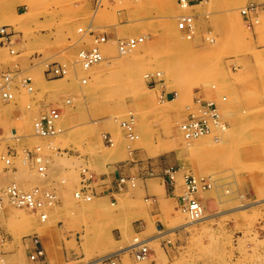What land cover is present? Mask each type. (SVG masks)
<instances>
[{"label": "rangeland", "instance_id": "374dc122", "mask_svg": "<svg viewBox=\"0 0 264 264\" xmlns=\"http://www.w3.org/2000/svg\"><path fill=\"white\" fill-rule=\"evenodd\" d=\"M252 4L257 13L248 15V24L242 10ZM122 9L129 11L128 23L119 20ZM181 16L191 18L190 37L178 27ZM90 24L98 34L113 32L102 46L104 59L87 71L71 67L65 78L47 82L42 73L46 62L71 66L77 52L92 45V36L79 31ZM2 25L13 34L12 47L4 45L5 57L19 61L21 77L32 80V91L16 81L9 101L30 110L35 93L40 98L49 92L60 102L47 111L64 109L56 124L61 131L52 136L34 134V117L22 119L28 123L25 130L17 122L18 135L26 136L16 158L0 155L2 185L15 182L30 190L37 184L26 159V152L37 148L40 156L55 160L47 172L58 182L79 178L92 164L78 161L77 155L101 154L110 144L106 131L113 140L111 150L125 157L137 150L145 159L163 155L174 169L182 167L181 175L205 177L211 185L198 193L209 216L202 221L190 220L175 202L164 204L166 219H145L147 226L143 220L126 223L128 244L135 237L157 235L149 244L143 242L145 258L135 251L114 256L112 213L96 215L93 198L81 206H46L44 220L40 213L6 201L0 216L5 264H33L27 248L34 236L47 237L55 256L61 241L75 246L74 257L53 264H85L107 255L99 264H113L118 257L123 264H264V0H103L97 10L92 0H0ZM139 37L143 41L132 51L119 52L117 39ZM197 98L215 103L227 127L213 125L209 134L189 140L197 139L190 145L180 125L197 112ZM7 121L0 125H12ZM131 121L133 137L123 125ZM6 136L13 138L9 127ZM58 165L61 171L55 169ZM185 191L186 185L180 195ZM138 198L133 212L139 213L151 199Z\"/></svg>", "mask_w": 264, "mask_h": 264}, {"label": "crops", "instance_id": "0c3cea01", "mask_svg": "<svg viewBox=\"0 0 264 264\" xmlns=\"http://www.w3.org/2000/svg\"><path fill=\"white\" fill-rule=\"evenodd\" d=\"M119 15V20L121 22H129L130 17L127 9H122ZM110 34H113V32H110ZM4 48L5 46L0 44V74L2 75L9 71L22 72L23 68L19 66V61L15 59L10 60V58L5 57ZM30 64L31 66L36 65L33 60H31ZM38 64L44 66L41 60L38 61ZM44 70L45 66L43 67L42 73L45 79H47V82H50L45 76ZM30 99L36 100L34 107L30 110L23 109L19 102H10L6 99L3 100V98L0 100V120L8 119L7 123L9 122L12 124L0 125V155H2V157L3 155L12 156L13 158L18 156V145L22 143L23 137L26 135H18V128L16 127L17 122H22L23 130H25L28 127V123L22 120L24 117L27 118L29 122L34 117L33 121H35L37 119L36 116L40 117L47 111L48 107L54 106L55 104L57 105V103L60 102V100L57 102L53 101L49 92H45L40 98H38L35 93ZM56 108L59 107L56 106ZM59 111L60 113L64 111L63 107H60ZM6 127H9L13 134V138L9 139L6 136ZM106 134L111 135L110 131H106ZM111 146L112 144L106 145L105 150L97 157L90 154H79L77 157L80 158L78 161H82L87 165L92 164L90 168L85 167L84 169L90 171L93 178L90 191L93 194L92 206L97 210L95 211L96 215L103 217L107 216V212L112 213L109 216L113 220L111 229L113 243L111 250L115 254L114 256H116L123 254L122 252L129 247L124 234L127 222L134 225L136 221L143 220L144 226H147L148 223L144 221L145 219H151L157 215L166 219L164 210L167 208H165L164 204H173L175 202L180 204V197L182 195H180L179 192L185 190V183L182 179V177L184 178L185 172L181 175L180 171H182V167L174 169L175 167L173 165H168L163 155L154 159H145L142 158L139 151L135 150L133 153L129 154L128 157H125L122 151L118 149L111 150ZM29 161L33 172V180L31 181L37 183L35 186H40L44 190L48 189L50 192H53L57 197L56 203L60 206L63 207L67 202L77 203L80 206L85 203L83 202L84 200L77 198L78 201L75 202L73 199V192L75 191V195L76 191L81 187V173L79 174V178L73 175L69 180L58 182L47 172L48 168H50L49 163H54L55 161L53 158L48 157L46 154L42 156V163L46 166L45 176H38L37 174L39 172L35 169V164L32 163L31 160ZM59 167L60 165L55 167V169L57 168L60 170ZM68 169L70 168L66 167L67 171ZM171 169L174 170L172 174L170 171ZM17 170L18 167L13 168V171L16 172ZM3 171L8 172V169L4 168ZM170 175L173 176V180L170 178ZM1 176L2 173H0V177ZM122 179H124L122 189H117ZM139 196H143L145 200L151 199V204L143 207L139 213L133 212V208ZM198 197L200 199L203 198L202 194H199ZM151 236H147L146 239ZM79 240L77 237V245H80ZM40 241L45 250L47 264H53V262H59L60 260L75 256L76 248L72 244L65 245L64 242L61 241L62 247L59 249L58 255L55 256L49 239L47 237H40ZM58 241L59 239L57 238V243ZM70 241L71 239L68 238V242ZM146 242L149 241L146 240L145 243ZM32 248L33 244L30 242L27 253L31 252ZM113 264L123 263L121 258L118 257L116 261L113 260Z\"/></svg>", "mask_w": 264, "mask_h": 264}, {"label": "built area", "instance_id": "2783aa9c", "mask_svg": "<svg viewBox=\"0 0 264 264\" xmlns=\"http://www.w3.org/2000/svg\"><path fill=\"white\" fill-rule=\"evenodd\" d=\"M94 4V10H97L102 6L103 0H92ZM183 3L184 0H181ZM245 20L248 24L252 21L248 17L249 14L257 13V7L255 5H250L242 10ZM250 16V15H249ZM178 27L181 31L185 32L188 37L193 33V25L191 23V18L188 16H181L179 18ZM80 32L89 34L92 36V45L88 48H81L77 52L75 61L71 66L68 64L51 61L45 63V76L48 79H59L65 78L71 67L76 70L79 66L82 70L87 71L93 65L104 59L102 52V46L106 44L110 39L107 35L98 34L93 29L90 24L87 28H79ZM13 34L9 30L8 25L0 26V43L1 45L11 46ZM143 41L142 37L139 38H119L117 39V47L120 53L124 54L132 51L136 46ZM39 55H36L38 57ZM21 71H9L5 72L1 76L0 81V92L6 100H11L13 96V88L16 81H20L21 86L27 87L29 91H32L30 77H21ZM21 77V78H20ZM83 83L86 82V78H83ZM198 109L197 112L189 114V116L181 123L180 128L185 139L190 140L198 138L203 135H207L211 132L212 126H218L223 128L221 119H219V112L217 106L213 102L204 101L200 98L196 99ZM59 108H51L39 118H37L33 123L34 134L37 136L45 137L52 136L60 132L61 130L57 128V121L60 117ZM124 126L127 127L128 135H132V121L124 122ZM108 143L112 144L113 140L111 135H104ZM40 148L35 151L28 150L26 152V159L34 161L37 164L38 172L41 176L46 174V166L42 163V156L38 153ZM6 163H10L9 159H6ZM171 174L174 170H170ZM173 180V176L170 175ZM93 178L91 174H88L86 169L81 172V187L76 191L75 197L80 200L90 201L93 198L91 190ZM121 184L118 185V189H122V183L124 179L121 180ZM184 181L186 185L185 194L180 197V205L182 209L188 214L189 219L192 221L199 220L204 215V206L201 200L198 198V193L207 190L211 185L207 178L196 177L193 174L186 172L184 175ZM57 197L53 192L49 190H44L40 186H34L30 190H24L17 184L12 183L9 185H2L0 183V216L2 215L5 207V202L9 201L13 205L26 208L34 213H40L42 220L46 218V213L44 212L46 206H52L56 203ZM1 242V240H0ZM33 248L29 254V258L33 264H47L46 254L42 246V243L38 236L32 237L31 240ZM136 255L139 258H145L148 254V247L143 243L139 245V249L135 250ZM113 257H110V260ZM106 259V258H104ZM0 264L4 263V258L0 252Z\"/></svg>", "mask_w": 264, "mask_h": 264}, {"label": "bare ground", "instance_id": "6f19581e", "mask_svg": "<svg viewBox=\"0 0 264 264\" xmlns=\"http://www.w3.org/2000/svg\"><path fill=\"white\" fill-rule=\"evenodd\" d=\"M184 6H188V4H184ZM105 35H107V34H105ZM108 36V35H107ZM110 41V40H109ZM215 41V40H214ZM214 43V42H213ZM82 82V81H81ZM218 108V107H217ZM219 112V111H218ZM220 113V112H219ZM220 117V116H219ZM227 127V126H226ZM225 126H223V128H224V130H225V128H226ZM182 132V131H181ZM191 140V139H190ZM197 140V139H196ZM196 140H194V141H189V140H187V141H189L188 142V144H192L193 142H195ZM186 141V140H185ZM200 141H202V139L200 140ZM199 141V142H200ZM203 142V141H202ZM187 144V143H186ZM195 144V143H194ZM187 146H189V145H187ZM14 153V152H13ZM12 153V154H13ZM8 159V158H7ZM29 161V160H28ZM15 183V182H14ZM117 187V186H116ZM118 189V188H117ZM48 190V189H47ZM264 200V199H263ZM235 209H237V208H235ZM212 216V215H211ZM208 218L209 216L208 215H204L201 219H199L200 221H202V220H204L205 218ZM198 221V220H197ZM156 237L157 236H151L150 238H145L146 240H148L149 242H152L153 240H155L156 239ZM145 239H139L138 237H135L134 238V242L133 243H131V244H129V247L127 248V250H125V251H123L122 253H124V252H129V251H135V250H138L139 249V245L141 244V243H143V242H145L146 240ZM149 242H148V244H149ZM119 248H120V246H119ZM118 248V249H119ZM117 252V251H116ZM121 252V251H120ZM114 254V253H113ZM121 255V254H120ZM106 257H108V255L107 256H103V257H98V258H96V259H94V260H92V261H89V262H87V263H85V264H99V262H100V260H102V259H104V258H106ZM30 260V259H29ZM31 261V260H30Z\"/></svg>", "mask_w": 264, "mask_h": 264}]
</instances>
